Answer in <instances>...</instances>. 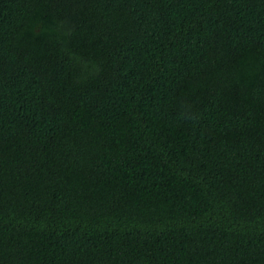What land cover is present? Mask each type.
Here are the masks:
<instances>
[{"label":"trees","instance_id":"1","mask_svg":"<svg viewBox=\"0 0 264 264\" xmlns=\"http://www.w3.org/2000/svg\"><path fill=\"white\" fill-rule=\"evenodd\" d=\"M0 264H264V0H0Z\"/></svg>","mask_w":264,"mask_h":264}]
</instances>
